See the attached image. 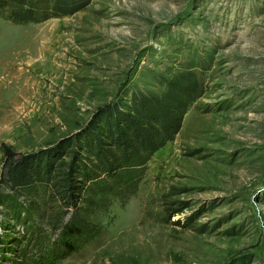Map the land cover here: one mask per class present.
Masks as SVG:
<instances>
[{
	"label": "rangeland",
	"instance_id": "rangeland-1",
	"mask_svg": "<svg viewBox=\"0 0 264 264\" xmlns=\"http://www.w3.org/2000/svg\"><path fill=\"white\" fill-rule=\"evenodd\" d=\"M185 71L202 95L174 139L135 193L98 215L105 233L54 264H264V0H89L38 23L0 16V172L6 155L54 145L99 106ZM4 199L0 264L49 253L59 230L17 220Z\"/></svg>",
	"mask_w": 264,
	"mask_h": 264
},
{
	"label": "trees",
	"instance_id": "trees-1",
	"mask_svg": "<svg viewBox=\"0 0 264 264\" xmlns=\"http://www.w3.org/2000/svg\"><path fill=\"white\" fill-rule=\"evenodd\" d=\"M88 1L0 0V16L19 25L38 23L71 15ZM201 91L195 72L173 75L160 92L133 91L126 100L99 106L83 127L54 145L4 157L0 189L16 202L8 204L10 209L17 217L23 211V221L30 223L27 215L35 214L59 230L52 250L29 264H54L105 233L98 215L113 200L125 202L135 193L152 154L174 139ZM4 198L0 195V203ZM65 214L69 218L63 222ZM32 237L46 248L41 233Z\"/></svg>",
	"mask_w": 264,
	"mask_h": 264
}]
</instances>
